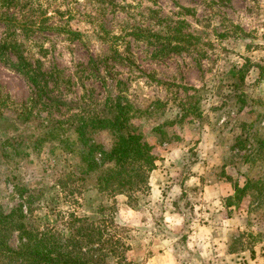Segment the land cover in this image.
I'll list each match as a JSON object with an SVG mask.
<instances>
[{
  "label": "rangeland",
  "instance_id": "374dc122",
  "mask_svg": "<svg viewBox=\"0 0 264 264\" xmlns=\"http://www.w3.org/2000/svg\"><path fill=\"white\" fill-rule=\"evenodd\" d=\"M0 47V211L24 187L113 219L131 264H264V0H0ZM104 119L158 155L132 204L96 189Z\"/></svg>",
  "mask_w": 264,
  "mask_h": 264
},
{
  "label": "trees",
  "instance_id": "16d2710c",
  "mask_svg": "<svg viewBox=\"0 0 264 264\" xmlns=\"http://www.w3.org/2000/svg\"><path fill=\"white\" fill-rule=\"evenodd\" d=\"M17 58L19 63L14 66L20 71L25 59L22 55ZM245 70H239L241 80ZM96 123L100 129L120 132L110 151H100L103 161L112 162L113 167L98 178L97 191L137 202L136 194L148 189L149 174L158 160L154 146L138 128L121 133L116 120ZM59 183L62 187L65 182L60 179ZM242 190L235 186V192ZM13 194L19 203L8 212L0 211V264H131L127 261L129 235L113 219L78 215L76 199L65 200L67 207H60L58 194L56 202L45 203L35 202L37 195L24 187L15 186Z\"/></svg>",
  "mask_w": 264,
  "mask_h": 264
}]
</instances>
